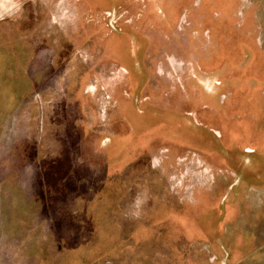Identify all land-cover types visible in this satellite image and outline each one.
<instances>
[{
    "label": "rangeland",
    "instance_id": "rangeland-1",
    "mask_svg": "<svg viewBox=\"0 0 264 264\" xmlns=\"http://www.w3.org/2000/svg\"><path fill=\"white\" fill-rule=\"evenodd\" d=\"M0 264H264V0H0Z\"/></svg>",
    "mask_w": 264,
    "mask_h": 264
}]
</instances>
